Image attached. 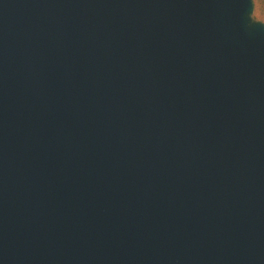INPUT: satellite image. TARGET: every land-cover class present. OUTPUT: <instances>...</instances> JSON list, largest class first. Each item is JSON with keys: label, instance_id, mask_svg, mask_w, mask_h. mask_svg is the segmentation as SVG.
Instances as JSON below:
<instances>
[{"label": "water", "instance_id": "water-1", "mask_svg": "<svg viewBox=\"0 0 264 264\" xmlns=\"http://www.w3.org/2000/svg\"><path fill=\"white\" fill-rule=\"evenodd\" d=\"M252 12L0 0V264H264Z\"/></svg>", "mask_w": 264, "mask_h": 264}, {"label": "rangeland", "instance_id": "rangeland-1", "mask_svg": "<svg viewBox=\"0 0 264 264\" xmlns=\"http://www.w3.org/2000/svg\"><path fill=\"white\" fill-rule=\"evenodd\" d=\"M253 12L251 17L254 21L264 23V0H252Z\"/></svg>", "mask_w": 264, "mask_h": 264}]
</instances>
